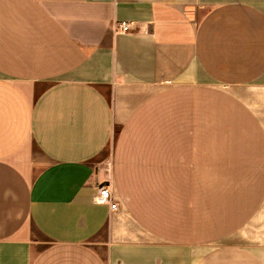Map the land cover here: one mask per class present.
<instances>
[{"label": "crops", "instance_id": "obj_1", "mask_svg": "<svg viewBox=\"0 0 264 264\" xmlns=\"http://www.w3.org/2000/svg\"><path fill=\"white\" fill-rule=\"evenodd\" d=\"M0 264H264V0H0Z\"/></svg>", "mask_w": 264, "mask_h": 264}, {"label": "built area", "instance_id": "obj_2", "mask_svg": "<svg viewBox=\"0 0 264 264\" xmlns=\"http://www.w3.org/2000/svg\"><path fill=\"white\" fill-rule=\"evenodd\" d=\"M118 27L121 31H126L129 29V23L127 21H120ZM94 200L98 203H107L111 209L116 208V202L112 201L111 193L107 186H100Z\"/></svg>", "mask_w": 264, "mask_h": 264}]
</instances>
